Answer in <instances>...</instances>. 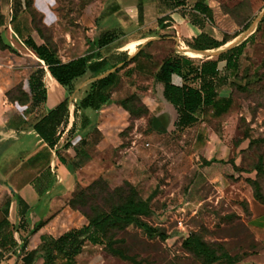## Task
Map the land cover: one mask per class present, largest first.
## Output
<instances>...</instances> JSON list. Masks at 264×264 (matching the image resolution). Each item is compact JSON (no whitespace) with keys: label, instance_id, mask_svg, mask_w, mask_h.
Returning <instances> with one entry per match:
<instances>
[{"label":"rangeland","instance_id":"rangeland-1","mask_svg":"<svg viewBox=\"0 0 264 264\" xmlns=\"http://www.w3.org/2000/svg\"><path fill=\"white\" fill-rule=\"evenodd\" d=\"M184 1L185 6L178 8L177 13L180 16L185 14L187 19L197 0ZM203 1L212 8L213 17L212 23L198 20L199 29L219 40L238 33L234 45L229 44L226 50L243 40L245 44L238 58L237 72L232 74L223 69L220 72L222 81L218 95L231 97L227 111L215 116L207 108L199 115L198 122L178 128L174 124L177 119L175 108L161 97L160 87L151 80V75L165 56L173 52L184 55L180 46L186 45L185 41L191 40L196 32L181 31L176 21L168 16L172 14L176 18L177 14L170 12L165 2L160 12L159 6L155 8L154 0H31V16L22 0H0L3 17L0 29L15 49V52L0 49V141L7 138L9 129L27 128L38 117V110L34 112L29 104H10L5 96L7 90L19 83L29 93V76L36 67L35 57L12 37L15 24L18 23L22 36H25L30 30L31 19H34L41 27L43 37L50 40L60 53L71 45L70 38L74 37L87 44L90 37L94 40L104 33H113L119 38V44L131 37L156 35L143 48V53L148 56L140 55L137 60L140 64L126 65L125 71L129 72H125L124 79L111 92L113 102L136 94L148 108L146 115L132 120L122 119L117 111L107 107L108 104L98 112L103 119L91 112L84 114L77 110L78 127L85 122L84 117L89 122L85 128L88 129L87 148L100 138L105 141L100 143L98 150L94 149L93 166L78 175L82 184L75 186L72 194L100 177L102 186L93 190L97 195L90 199V203L105 208V205L108 207L119 200L117 188L127 192L128 187H132L138 197L150 202L151 213L143 219L164 233L166 238L146 235L141 229L129 226L117 232L114 238L118 240L114 247L121 249L129 259L113 255L104 245L86 242L71 264H202V260L182 247V240L191 231H197L209 243L221 244L231 257L212 264H264V255L249 246L242 247L239 245L242 241L236 240L237 234H244L236 222L239 218L237 209L246 213L240 201L241 191L249 188L252 192L246 179L255 178L253 166L258 156L264 161V142L248 145L249 139L264 136V0ZM139 3L145 5L141 17H137ZM131 6L135 13L133 18L129 16ZM160 13L168 17L164 25L171 27L160 29L156 21ZM233 39L235 37L229 41ZM112 48L110 45L103 52ZM207 57L191 58L198 63ZM88 87L86 84V90ZM82 88L74 91L76 97H68V105L73 110ZM166 109L172 114V123L161 130L154 126L151 118ZM110 116L115 117L116 124H111ZM101 130L107 131L105 137L98 134ZM13 150L14 146H8L0 152L10 156ZM210 153L218 157L212 158L217 162L216 169L204 167L208 163L204 159ZM18 157L15 154L14 158ZM208 172H216L220 177L209 181L207 177L214 175ZM261 186L264 194V179ZM107 194H113L112 202L104 203V198L110 196ZM8 197V190L2 185L0 206ZM36 207L33 208L36 210ZM83 219L86 220L84 216ZM178 219L182 220L181 228L177 225ZM73 225H78L77 221H71L63 229ZM224 237H232V240L223 241ZM34 243V236H30L26 249ZM16 250H20L19 247ZM14 257L19 259L17 254ZM55 264L65 263L57 260Z\"/></svg>","mask_w":264,"mask_h":264},{"label":"trees","instance_id":"trees-1","mask_svg":"<svg viewBox=\"0 0 264 264\" xmlns=\"http://www.w3.org/2000/svg\"><path fill=\"white\" fill-rule=\"evenodd\" d=\"M162 1L165 2V5L170 10L185 6L184 0ZM22 2L26 11L33 16V11L30 9L31 0H22ZM140 10L138 6V13H140ZM191 12L190 17L194 18L195 22L202 20L212 23V8L203 0L195 1L192 4ZM167 18L163 16L158 19V24L161 25V28L166 26L162 25V23ZM2 25L3 17L0 14V28ZM198 25L201 28V24L198 23ZM237 35L238 33L231 37L224 36L218 40L201 30L191 40H186L185 42L190 49L207 50L217 48ZM12 37L15 42L19 43L35 57L36 67L31 70L29 76V93L25 92L19 83L5 92L7 100L10 103L20 105L29 104L32 108L45 102L46 90L42 83L43 65L46 66L49 75L56 83L65 90L66 97L62 101L49 109L44 115L34 118L30 123V127L40 139L48 147L52 148L59 138L57 133L59 126L64 124L69 117L68 96L72 95L75 89L86 79L99 74L107 68L114 67V65H109V56H104L101 50L114 43L117 38L113 33H104L93 41H88V53L64 62L60 59L56 46L46 37H43L41 27L35 23L34 19H31L30 30L25 36L15 32ZM244 44L245 41L243 40L239 44L219 53L216 57L200 60L198 63L190 57L179 55L175 52L165 56L160 61L153 74V81L160 87L161 97L175 108L177 119L174 124L176 127L185 128L195 124L199 120V115L207 108H210L215 116H220L227 111L231 104V97H219L218 95V86L222 81L220 71L223 69L232 74L237 72V62ZM232 45H234V42ZM0 49H9L15 52V49L9 44L1 29ZM140 55L148 56L143 53L142 48L128 60L123 61L121 66L114 69V71L89 83L88 89L84 91L83 95L74 104L73 112L76 113L77 110L83 112L87 108L98 110L103 105L110 104L112 102V88L119 79V71L129 63L138 60ZM221 62L223 63L220 66ZM173 76L180 78L181 83L175 84L172 81ZM116 102L127 111L131 120L148 113V108L142 103L140 97L134 93ZM84 118L85 122L82 127L88 124L87 118ZM151 122L156 128L160 127L155 116L151 118ZM260 142H264V136L249 139L248 145ZM68 145L69 143L66 142L63 147L66 148ZM59 159L64 163L63 157L60 156ZM210 161H214V159ZM253 170L255 171V178H247L246 181L252 189L254 199L263 203L264 194L262 193L261 180L264 179V161L261 156H258ZM49 173L50 168L47 166L32 180L31 184L38 195H41L50 186L51 182L46 180ZM101 184V179L98 177L85 188L72 194L67 201L70 208L79 211L85 217L86 225L78 229L69 230L57 238L47 239L40 244L38 249L30 251L26 250V236L35 232L42 225V222L35 224L32 228H28L17 240L10 235L8 238L9 243L20 249L16 250L15 247L14 252L20 258L21 264H33L39 257L44 260L43 264H53L57 257L64 259L65 264H71L74 262V257L82 251L86 242L104 245L113 255L129 259L121 249L114 247V244L118 242L117 239H114L116 233L124 231L129 226L141 229L146 235H157L161 239L166 238L164 233L143 219L151 213L150 202L148 199L138 197L132 187H128L127 192L121 187L117 188L115 191L120 193L118 194L120 196L116 194L119 200L110 203L108 207L105 205V208H103L90 203V199L93 200L97 195L93 193V190L102 186ZM107 196L109 197L104 198V203H107V201L112 202L110 199L113 194H107ZM16 203L19 204L20 201L16 199ZM3 223L6 224L7 221L4 219L1 221V224ZM181 244L183 248L202 260V264H212L221 259L231 258L221 244L205 241L197 231L188 233Z\"/></svg>","mask_w":264,"mask_h":264},{"label":"crops","instance_id":"crops-1","mask_svg":"<svg viewBox=\"0 0 264 264\" xmlns=\"http://www.w3.org/2000/svg\"><path fill=\"white\" fill-rule=\"evenodd\" d=\"M154 4L155 8L159 6V10L162 12L163 1L154 0ZM138 6L141 9L140 13H138ZM138 6L136 7L137 17H141L144 14L145 5L139 3ZM169 11L173 12V14H177L176 18L173 17L172 14H168V16H171L176 21V24L179 25L178 27L181 29V31L192 34L196 32L194 36L201 31L198 27V23L194 21V18L192 19L191 17H188L186 19L185 14L180 16L177 13V8ZM130 12L131 13L129 16L130 18H133L135 13L132 6L130 8ZM163 16L167 17L163 13H160L158 17H156L157 24L158 19ZM166 21H168V18L163 21L162 25H164ZM159 27L161 30H163L171 26L166 25L164 28H161L160 25ZM13 28L14 33L16 32L19 35H23L18 23L15 24ZM155 36L156 35L153 33H150L141 37H131L120 42L119 44H117L119 40V38H117L114 43L110 44L111 46L113 45L111 50L108 52H103L104 49H102L101 51L103 52L104 56H109V65H114V67L107 68L99 74L92 76L82 82L75 89L77 91L79 87H83L80 91H78V98H80L86 90V84L91 83L98 77L104 76L109 72L114 71V69L121 66L123 61L128 60L137 51L149 44L151 42V38H155ZM70 39L71 45L68 44L67 47H64L61 53L60 50L58 52L60 59L64 62L88 53V50H86L89 46L88 42L87 44L85 43L86 41L82 43L75 37ZM89 40L93 41V38L90 37ZM235 40L236 37L232 41H228L217 48L207 50H193L183 43L182 46H180V50L185 56L190 58L208 56V59L217 56H210L211 54L225 51L227 46L229 44L232 45ZM126 49L128 50V53ZM131 63H133L134 66L135 64H140L137 60ZM131 63H129L127 67H130ZM157 67L154 69L151 75V80H153V74ZM126 68H123L119 71V79L113 88L121 80H123L124 75L129 72V70H127L128 72L125 73ZM42 75L45 77L44 80L42 78V83L46 90V100L39 106L33 108L34 112L38 110V114H36L38 115L37 118L44 115L49 109L56 106L66 97L65 90L49 75L46 66L44 65ZM172 81L175 84L181 83L180 78L177 76H173ZM72 95L76 97L74 93ZM70 96L71 95L68 97ZM111 100H113L112 95ZM107 107L113 108V110L117 111L121 117H123L122 119L128 120L129 114L116 101H112ZM100 110L101 109L92 110L87 108L83 110V112L84 114L91 112L95 117L103 119L104 117H102L100 113L98 114ZM77 112L78 111L74 113L73 109L69 107V117L64 124L59 126L57 131L59 138L57 143L52 148L48 147L30 126L27 128H21L20 126H17L19 128H11L8 131L7 138L0 141V150L5 149L8 146L15 147L13 154L10 156L8 153L5 154V152H0L2 153L0 154V188L2 185H4V187L8 190L9 195L6 201L0 206V264L21 263L19 257L17 260L14 257V249L16 246H13L11 243H9L8 238L10 235L12 238L17 240L18 237L23 235V233H25L28 228H32L35 224L42 222V225L35 232L27 234L26 236V246L30 236H34V245L26 249L30 251L38 249L40 244L47 239L57 238L69 230L78 229L87 224L86 220L83 221V216L79 213V211L73 210L68 206L67 201L72 196L75 186L82 184V181L78 175L81 174L85 168L93 166L91 164L96 157L93 153L94 149L98 150L100 148V143L105 141V138H102V140L101 138L100 140H96V144H92L87 148L88 129L86 130L85 128H87V126L82 127V125L78 127L79 125L76 122ZM106 119H109V117ZM110 121L112 125L116 124L114 116H110ZM99 129L100 127L97 126V130ZM106 133L107 131L102 132L101 130L98 134H100V136L102 135V137H105ZM200 136L201 135L198 137L200 138ZM66 142L69 143V145L64 148L63 144ZM15 154L19 155V159L14 158ZM60 156L64 158V163L60 161ZM216 157L217 155L210 153V155L204 159L205 161H208L204 167L216 169L214 165H216L217 162L210 161L212 158ZM47 166L50 168V173L47 175L46 180L51 182V184L41 195H38L31 183L32 180L38 176L40 172H42ZM209 173L210 172H208V174ZM210 175L214 176H208L207 180L209 181H216L220 177V175H217L216 172L210 173ZM241 194L242 197H240V201L245 206L246 213L239 207L240 209H237L236 211V215L239 217L236 222L240 224V228L244 234L247 235V237H245L244 234H237L236 240L242 241V244H239L242 245V247L249 246L252 249L258 250L259 254L264 255V202L260 203L256 201L252 192H249V188L241 191ZM28 197L30 201L28 200ZM16 199L20 201L19 204L16 203ZM34 205H37L36 210L33 208ZM11 217L13 218L11 219ZM4 219L7 221V223L1 224V221ZM73 220L77 221L78 225H73L69 228L63 229V226H68ZM31 222L32 226H30ZM42 237L44 238L43 240ZM236 237L234 236V238ZM222 240H232V237H224ZM243 243H245V245ZM57 260H61L63 262L65 261L64 259L57 257L53 264H55ZM43 261L44 260L39 257L33 264H43Z\"/></svg>","mask_w":264,"mask_h":264},{"label":"water","instance_id":"water-1","mask_svg":"<svg viewBox=\"0 0 264 264\" xmlns=\"http://www.w3.org/2000/svg\"><path fill=\"white\" fill-rule=\"evenodd\" d=\"M221 52H217L214 54H211L210 56H216ZM156 119L158 120L160 127L159 129L164 130V128H167L172 123V114L169 110H164L163 112L157 114Z\"/></svg>","mask_w":264,"mask_h":264},{"label":"built area","instance_id":"built-area-1","mask_svg":"<svg viewBox=\"0 0 264 264\" xmlns=\"http://www.w3.org/2000/svg\"><path fill=\"white\" fill-rule=\"evenodd\" d=\"M177 225H178L179 228L182 227V220H181V219H178V220H177Z\"/></svg>","mask_w":264,"mask_h":264}]
</instances>
